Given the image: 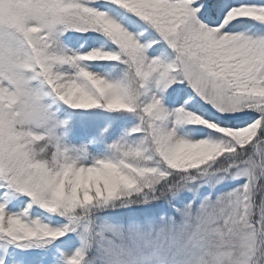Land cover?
<instances>
[{"label":"snow or ice","instance_id":"snow-or-ice-1","mask_svg":"<svg viewBox=\"0 0 264 264\" xmlns=\"http://www.w3.org/2000/svg\"><path fill=\"white\" fill-rule=\"evenodd\" d=\"M61 108L103 118V152L67 142ZM7 247L264 264V0H0Z\"/></svg>","mask_w":264,"mask_h":264},{"label":"trees","instance_id":"trees-1","mask_svg":"<svg viewBox=\"0 0 264 264\" xmlns=\"http://www.w3.org/2000/svg\"><path fill=\"white\" fill-rule=\"evenodd\" d=\"M59 115L61 118H67L69 120L70 130L67 135L68 143L76 145L88 144L92 151L103 152L104 145L89 143L95 136L98 127L103 125L104 121L102 117L92 116L90 113H76L71 110L66 113L63 108H61ZM110 138H114V136ZM9 207H12V205H9ZM13 210L16 209L13 208ZM14 251L18 252L19 250H14L12 247L0 249V257H6L5 264H9V262L21 264V261L15 258Z\"/></svg>","mask_w":264,"mask_h":264},{"label":"rangeland","instance_id":"rangeland-1","mask_svg":"<svg viewBox=\"0 0 264 264\" xmlns=\"http://www.w3.org/2000/svg\"><path fill=\"white\" fill-rule=\"evenodd\" d=\"M70 144V143H69ZM11 264H17V263H15V262H12Z\"/></svg>","mask_w":264,"mask_h":264}]
</instances>
